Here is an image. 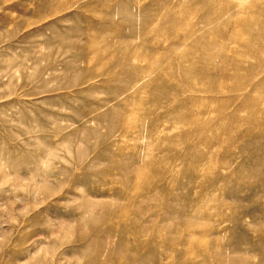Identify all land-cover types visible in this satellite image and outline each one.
Masks as SVG:
<instances>
[{
  "label": "rangeland",
  "instance_id": "374dc122",
  "mask_svg": "<svg viewBox=\"0 0 264 264\" xmlns=\"http://www.w3.org/2000/svg\"><path fill=\"white\" fill-rule=\"evenodd\" d=\"M252 1L0 0V264H264Z\"/></svg>",
  "mask_w": 264,
  "mask_h": 264
},
{
  "label": "bare ground",
  "instance_id": "6f19581e",
  "mask_svg": "<svg viewBox=\"0 0 264 264\" xmlns=\"http://www.w3.org/2000/svg\"><path fill=\"white\" fill-rule=\"evenodd\" d=\"M239 3H238V12L237 13H233V14H231L230 15V19H232V17L233 18H236L237 20H239V24L240 25H242V23L247 27V28H250L249 26H251V25H248L249 23H248V21H247V19H244V18H242L243 16H241L240 14H238L239 12H242V10L244 9V8H246V6H248V7H253L254 6V1H252V0H237ZM232 10V8H231V4L229 5V4H227L222 10H221V13H220V16L222 17V16H226V15H229V13H230V11ZM239 15V16H238ZM261 24V26H262V30L261 31H259L258 33H259V36H260V38L259 37H257L256 39H254V45H260V44H264V42H262V40H264V20L262 19V22H260ZM254 25H252V30L254 29ZM244 43V46H246V47H248L249 49H255V48H252V44H253V41H244L243 42ZM263 46V48H264V45H262ZM234 63H236V67H237V69H239V67H240V63L237 61V62H234ZM239 63V64H238ZM233 64V63H232ZM236 67H234L235 69H236ZM237 69L235 70V71H237ZM228 77V76H227ZM226 77V78H227ZM220 90V89H219ZM240 90H241V88H240ZM219 92V91H218ZM217 92V93H218ZM220 92H222V91H220Z\"/></svg>",
  "mask_w": 264,
  "mask_h": 264
}]
</instances>
